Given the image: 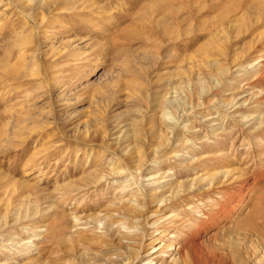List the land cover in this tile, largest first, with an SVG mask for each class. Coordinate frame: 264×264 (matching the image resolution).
<instances>
[{"label":"rangeland","instance_id":"obj_1","mask_svg":"<svg viewBox=\"0 0 264 264\" xmlns=\"http://www.w3.org/2000/svg\"><path fill=\"white\" fill-rule=\"evenodd\" d=\"M0 264H264V0H0Z\"/></svg>","mask_w":264,"mask_h":264}]
</instances>
